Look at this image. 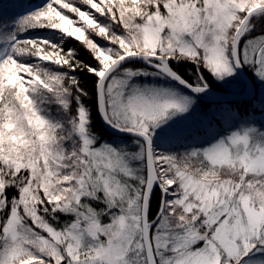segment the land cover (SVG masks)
Returning a JSON list of instances; mask_svg holds the SVG:
<instances>
[{
	"label": "snow or ice",
	"instance_id": "snow-or-ice-1",
	"mask_svg": "<svg viewBox=\"0 0 264 264\" xmlns=\"http://www.w3.org/2000/svg\"><path fill=\"white\" fill-rule=\"evenodd\" d=\"M254 14L264 0H47L21 17L17 32L62 35L9 34L0 57V264H264V138L249 128L159 152L152 129L189 100L129 83L151 68L199 93L205 72L245 64L264 79ZM89 95L136 150L95 142Z\"/></svg>",
	"mask_w": 264,
	"mask_h": 264
},
{
	"label": "trees",
	"instance_id": "trees-1",
	"mask_svg": "<svg viewBox=\"0 0 264 264\" xmlns=\"http://www.w3.org/2000/svg\"><path fill=\"white\" fill-rule=\"evenodd\" d=\"M46 3L47 0H0V57L11 51V41L7 39L9 34H15L18 39L40 38L46 40L49 37H53V42L60 43V37L62 34L57 33V31L53 29L34 27L23 32L16 31L17 21L21 17L42 8ZM252 21L255 23V27L246 35H255L259 32H264V14H254ZM69 39L70 38L65 37L60 46H73L75 42L70 44ZM77 55L85 61H88L89 59V56L85 51L78 49ZM33 60L34 58H26L25 62H33ZM173 64L179 73H181L185 78L191 79V69H193V65L185 61H173ZM142 65L143 64L139 61H135V67L138 68ZM242 68L254 84V94L252 96L247 98L238 97L229 100H215L205 94H200L199 97L189 93L193 96L200 114L208 117L207 121L195 128L192 134L191 132L187 134L186 138L184 136L171 140L166 147L160 142L154 140L153 135L151 134L152 146L160 151H165L167 148H170L174 153H183L192 148L205 147L211 144L219 136L225 134L227 135L234 131L237 132L250 128L264 133V97L258 93L259 86L255 78V74L253 73V69L246 64L242 65ZM54 70H56L55 67ZM147 71L155 72L151 68H148ZM204 75L206 77L207 85L214 89L233 93H242L245 90V85L239 77L238 80L240 85L238 87H235L234 85L229 86L231 88L228 90L226 88L227 86L216 81L211 73L205 72ZM162 78L179 87L165 76ZM78 79L84 87H92V77L90 74H81ZM145 83L158 84L160 81L158 79L152 81L150 76L139 74L132 82V84H136L138 86H142ZM84 99L89 102L88 108L90 112V123L88 127L90 132L94 134V139L97 144H109L114 147L127 146L133 151L136 150L138 145L133 143L134 137L109 134L102 127L98 119V113L92 112L91 101L93 97L89 95ZM55 106L56 105L50 104L49 111L53 112ZM206 129L211 131L210 134L206 135L208 140L202 141L201 143L196 142V140L193 139L195 134H203L206 132ZM157 195H159V193H157Z\"/></svg>",
	"mask_w": 264,
	"mask_h": 264
},
{
	"label": "rangeland",
	"instance_id": "rangeland-1",
	"mask_svg": "<svg viewBox=\"0 0 264 264\" xmlns=\"http://www.w3.org/2000/svg\"><path fill=\"white\" fill-rule=\"evenodd\" d=\"M253 73H254V71H253ZM139 74H142L144 76H150L152 81L157 80V79L160 81V83H158V84L145 83L141 87L148 86V87L163 89V90H166L168 93H171L174 97H176L178 99L187 97L189 100L188 107H187L186 111L174 112V113L170 114L161 123H159L156 127H154L152 129V135H153L154 140L160 142L162 145H165V147H166L167 144H169V142L171 140L177 139L180 137H184V136L186 138L187 134H189L190 132L192 134L194 132L195 128H197L199 125L204 124L207 121L208 117L202 116L200 114L199 109L197 107V104H196L195 100L193 99V96L189 93H186L187 91L185 92L183 89H180L179 87H177L173 83L167 81L166 79H163L162 77H164V76H162V75H160V76H162V77H160L157 73L149 72L146 70V71L139 72L136 75L132 76L129 83L132 84L133 80H135ZM254 74H255V78H256V80L258 82V86H259L258 93L262 97H264V79L259 78L256 73H254ZM213 77L216 81L226 85L227 86L226 88L228 90H230V88H231L229 86L234 85L235 87H238L240 85L239 80H238V76H237L235 70L231 75H227V76H224V77L219 78V79L216 76H213ZM57 107L58 106H55L53 112L49 111V114L55 115ZM241 131H243V130H241ZM237 132H240V131H237ZM210 133H211V131L206 129V132L203 134H201V133L197 134V135L195 134L193 139L196 140V142H198V143L199 142L201 143L202 141H207L208 138L206 137V135H208ZM251 135L254 139L264 138V133L259 132V131H255V130L253 133H251ZM223 136H226V134L219 136L214 141L218 140L219 138H221ZM215 137H217V136H215ZM197 139L198 140L200 139V140L198 141ZM156 150L159 152L174 153L170 148H167V150H165V151H160L158 149H156ZM257 255H260V253H257Z\"/></svg>",
	"mask_w": 264,
	"mask_h": 264
},
{
	"label": "water",
	"instance_id": "water-1",
	"mask_svg": "<svg viewBox=\"0 0 264 264\" xmlns=\"http://www.w3.org/2000/svg\"><path fill=\"white\" fill-rule=\"evenodd\" d=\"M130 59L135 60V61H139L142 64L145 63L142 59H139V58H130ZM234 70H235L236 74L238 75V77L242 80V82L245 85V90L242 93L220 91V90L214 89V88L209 87V86H207V88L204 89L202 92L196 93V92L192 91L190 88L185 87L183 84H180L178 81L171 79L167 76H165V77L168 78L169 80H171L172 82H174L175 84H177L180 88L187 91L188 93H191V94L199 96V97H200V94H205L207 96L212 97L215 100H229V99L238 98V97L247 98V97L252 96L254 94V84L251 81V79L249 78V76L245 73L242 66L237 67ZM97 113H98V119H99L102 127L109 134L119 135V136H123V135L131 136L130 133L125 132V131H121L120 129L113 127L112 125L107 123L105 121V119L100 115V113L99 112H97Z\"/></svg>",
	"mask_w": 264,
	"mask_h": 264
}]
</instances>
